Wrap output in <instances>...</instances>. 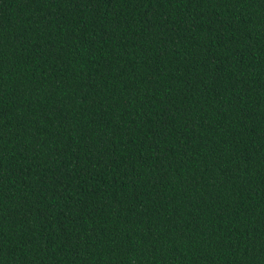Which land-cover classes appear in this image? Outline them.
I'll list each match as a JSON object with an SVG mask.
<instances>
[{"label":"trees","instance_id":"16d2710c","mask_svg":"<svg viewBox=\"0 0 264 264\" xmlns=\"http://www.w3.org/2000/svg\"><path fill=\"white\" fill-rule=\"evenodd\" d=\"M0 264H264V0H0Z\"/></svg>","mask_w":264,"mask_h":264}]
</instances>
